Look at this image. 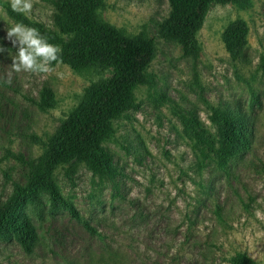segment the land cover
<instances>
[{"label":"rangeland","instance_id":"374dc122","mask_svg":"<svg viewBox=\"0 0 264 264\" xmlns=\"http://www.w3.org/2000/svg\"><path fill=\"white\" fill-rule=\"evenodd\" d=\"M167 0H106L102 19L130 37L152 38L155 55L135 91L136 108L113 122L103 146L116 169L112 183L86 166L54 175L66 210L51 211L41 196L25 209L37 241L30 253L0 238V264H232L246 254L264 264V0L213 4L198 31L197 50L161 32ZM54 0H33L30 14L0 0V208L16 185L29 181L28 163L60 135L85 89L108 74L75 73L53 65L47 74L15 73L18 48L7 39L13 23L58 33ZM247 27V46L234 61L222 34L233 21ZM9 24V25H8ZM53 106L41 109L42 91ZM213 109L244 113L248 148L225 170L193 149L185 123L199 121L217 136ZM93 229L89 231L86 226Z\"/></svg>","mask_w":264,"mask_h":264},{"label":"trees","instance_id":"16d2710c","mask_svg":"<svg viewBox=\"0 0 264 264\" xmlns=\"http://www.w3.org/2000/svg\"><path fill=\"white\" fill-rule=\"evenodd\" d=\"M106 0H54L58 13L53 23L57 32L38 28L48 42L62 49L61 62L75 73L93 71L108 74L91 83L63 122L59 137L37 158L28 163L26 185H16L0 208V238L13 239L30 253L37 241L25 209L41 196L48 197L50 210H66L79 221L74 206L59 193L54 175L61 166L73 170L86 166L99 179L112 183L113 198L120 197L118 173L103 144L113 133V122L136 108L135 91L144 81L155 55L152 38L130 37L106 23L101 11ZM170 12L161 26L162 34L173 36L197 50L196 35L213 4H236L240 0H167ZM247 27L241 20L231 22L222 34L230 58L241 60L247 46ZM41 109L53 106V93L43 89ZM217 136L209 134L196 119L185 123L184 133L202 157L211 158L225 170L229 162L248 148L250 122L241 112L213 109L209 117ZM89 231H93L85 225ZM232 264H257L246 254H236Z\"/></svg>","mask_w":264,"mask_h":264},{"label":"clouds","instance_id":"9594fccd","mask_svg":"<svg viewBox=\"0 0 264 264\" xmlns=\"http://www.w3.org/2000/svg\"><path fill=\"white\" fill-rule=\"evenodd\" d=\"M13 12L30 14L33 0H9ZM9 25V24H8ZM7 29V39L18 51L13 56L11 69L15 73L47 74L53 71V65L61 62L62 49L48 42L36 28L23 23H13ZM5 49L0 47V52ZM257 217L264 215L260 209L255 212Z\"/></svg>","mask_w":264,"mask_h":264}]
</instances>
